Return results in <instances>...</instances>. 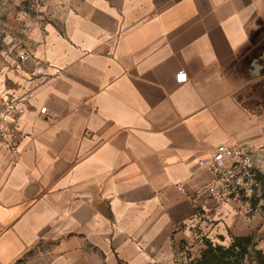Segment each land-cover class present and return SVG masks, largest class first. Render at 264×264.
I'll return each mask as SVG.
<instances>
[{
    "label": "crops",
    "instance_id": "0c3cea01",
    "mask_svg": "<svg viewBox=\"0 0 264 264\" xmlns=\"http://www.w3.org/2000/svg\"><path fill=\"white\" fill-rule=\"evenodd\" d=\"M19 9L0 0L21 151L13 164L0 143V264H174L186 248L192 264L234 238L264 250V200L248 217L200 194V161L222 144L264 182V0Z\"/></svg>",
    "mask_w": 264,
    "mask_h": 264
},
{
    "label": "built area",
    "instance_id": "2783aa9c",
    "mask_svg": "<svg viewBox=\"0 0 264 264\" xmlns=\"http://www.w3.org/2000/svg\"><path fill=\"white\" fill-rule=\"evenodd\" d=\"M13 1L20 7L18 16L21 19H26L31 14H38L47 7L63 4V0ZM19 57L25 60L27 54H21ZM35 73L46 77L51 75L48 68L41 66L35 68ZM186 80L187 74L180 72L178 81L185 82ZM41 114L47 115V108H42ZM18 116L16 105L0 96V143L9 152L13 164L18 163L21 156L19 139L14 129ZM200 166L207 168L213 174V179L203 186L200 194L212 200L219 207L234 203L238 206L239 212L248 217L255 216L259 212L260 203L264 200V182L260 178L252 154L243 146L219 145L208 159L200 161ZM178 187L180 191H184L182 186ZM184 229L191 230V227L185 226ZM187 249L175 252L174 264H184L186 260L190 264L192 260L185 253Z\"/></svg>",
    "mask_w": 264,
    "mask_h": 264
},
{
    "label": "trees",
    "instance_id": "16d2710c",
    "mask_svg": "<svg viewBox=\"0 0 264 264\" xmlns=\"http://www.w3.org/2000/svg\"><path fill=\"white\" fill-rule=\"evenodd\" d=\"M201 258L192 264H264V250H256L251 238H234L230 246L206 242Z\"/></svg>",
    "mask_w": 264,
    "mask_h": 264
},
{
    "label": "rangeland",
    "instance_id": "374dc122",
    "mask_svg": "<svg viewBox=\"0 0 264 264\" xmlns=\"http://www.w3.org/2000/svg\"><path fill=\"white\" fill-rule=\"evenodd\" d=\"M2 22V19L0 18V60L5 58L6 56V52H10L9 50L6 49V31H5V26ZM13 52H18V50H12ZM11 52V53H13ZM10 53V54H11ZM2 62V61H0ZM233 242V241H232ZM254 244V243H253ZM222 245V244H221ZM255 245V244H254ZM224 246V245H223ZM41 248H43V245L40 246ZM46 247H51V244H47L45 246ZM228 247V246H227ZM256 250H258L256 248V245H255V248H251V252H252V256L255 257V252Z\"/></svg>",
    "mask_w": 264,
    "mask_h": 264
}]
</instances>
